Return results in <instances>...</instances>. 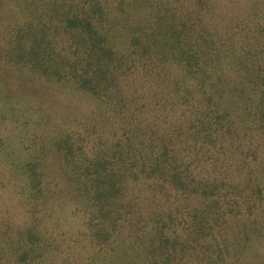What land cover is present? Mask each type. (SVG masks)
I'll list each match as a JSON object with an SVG mask.
<instances>
[{
  "label": "trees",
  "instance_id": "trees-1",
  "mask_svg": "<svg viewBox=\"0 0 264 264\" xmlns=\"http://www.w3.org/2000/svg\"><path fill=\"white\" fill-rule=\"evenodd\" d=\"M0 199V264H264V0H0Z\"/></svg>",
  "mask_w": 264,
  "mask_h": 264
},
{
  "label": "rangeland",
  "instance_id": "rangeland-1",
  "mask_svg": "<svg viewBox=\"0 0 264 264\" xmlns=\"http://www.w3.org/2000/svg\"><path fill=\"white\" fill-rule=\"evenodd\" d=\"M1 15L6 17L5 22H12V21L17 20V16L15 17V11H10L7 13H3ZM1 206H2V200L0 199V207Z\"/></svg>",
  "mask_w": 264,
  "mask_h": 264
}]
</instances>
